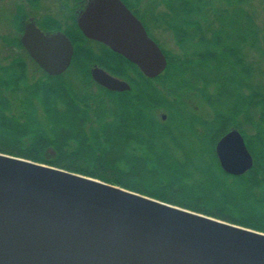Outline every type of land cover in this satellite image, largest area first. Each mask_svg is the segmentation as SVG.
Instances as JSON below:
<instances>
[{"label": "trees", "instance_id": "1", "mask_svg": "<svg viewBox=\"0 0 264 264\" xmlns=\"http://www.w3.org/2000/svg\"><path fill=\"white\" fill-rule=\"evenodd\" d=\"M59 1L66 25L51 14L34 20L73 42L65 73L47 74L21 42L42 0H21L14 30L0 35V152L264 232V25L244 7L249 0H123L167 56L155 78L79 30L76 11L88 0ZM155 28L169 30L178 50L164 48ZM95 64L130 90L98 84ZM192 97L208 112L197 114ZM232 128L255 159L241 176L224 172L215 151Z\"/></svg>", "mask_w": 264, "mask_h": 264}, {"label": "water", "instance_id": "2", "mask_svg": "<svg viewBox=\"0 0 264 264\" xmlns=\"http://www.w3.org/2000/svg\"><path fill=\"white\" fill-rule=\"evenodd\" d=\"M77 23L147 77L166 70L167 56L123 0H88ZM21 42L49 75L72 64L75 47L62 31L46 33L30 21ZM91 75L111 91L131 88L98 65ZM215 151L227 174L254 167L236 128ZM0 264H264V232L0 152Z\"/></svg>", "mask_w": 264, "mask_h": 264}, {"label": "rangeland", "instance_id": "3", "mask_svg": "<svg viewBox=\"0 0 264 264\" xmlns=\"http://www.w3.org/2000/svg\"><path fill=\"white\" fill-rule=\"evenodd\" d=\"M20 2L21 0H0V35L4 33H8L9 30H14L13 27L10 25V20L12 18L11 15L16 5ZM244 7L246 8V10H251L254 13L255 18L260 25L262 26L264 25V4L262 0H249L248 2L245 3ZM47 14L64 18L67 17V15H69V12L65 11L64 7L61 5L59 0H42L40 9L32 12L29 11V18L32 19L42 18V16ZM152 35L156 40L159 41V43L163 45L164 48L171 49L174 51L178 50L175 44V38L169 30L164 28L163 29L155 28L152 30ZM261 61L264 68V55L261 58ZM31 75H33L32 72ZM189 104L197 114H205V112H208L209 110V108L205 105V103H203L200 99L195 97H192L189 100ZM164 115H165L164 119H166L167 115L166 114ZM254 164H255V159H254Z\"/></svg>", "mask_w": 264, "mask_h": 264}, {"label": "flooded vegetation", "instance_id": "4", "mask_svg": "<svg viewBox=\"0 0 264 264\" xmlns=\"http://www.w3.org/2000/svg\"><path fill=\"white\" fill-rule=\"evenodd\" d=\"M88 2V1H87ZM87 4V3H86ZM85 4V5H86ZM85 7V6H84ZM84 7H82L81 9H78L77 11H76V13H77V16H76V22H77V18H78V15H79V13L81 12V10L84 8ZM134 13V12H133ZM135 14V13H134ZM136 15V14H135ZM137 16V15H136ZM138 17V16H137ZM139 18V17H138ZM64 20H62V22H63V24H65L66 25V22L68 21V18L67 19H65V18H63ZM30 21H33V22H35L36 23V25L39 27V25L37 24V22L34 20V19H32V18H28V20L26 21V23H25V26H26V24L28 23V22H30ZM143 23V22H142ZM77 25H78V23H77ZM25 26H24V30H25ZM65 27V26H64ZM40 28V27H39ZM78 28H79V26H78ZM146 28V27H145ZM42 30V29H41ZM62 30H65V29H62ZM79 30H81L80 28H79ZM147 30V29H146ZM63 32V31H62ZM147 32H148V34L150 35V33H149V31L147 30ZM65 33V32H64ZM66 34V33H65ZM150 37H151V35H150ZM99 66V65H98ZM106 70V69H105ZM107 71V70H106ZM110 73V72H109ZM120 78V77H119ZM165 115H163V117H164Z\"/></svg>", "mask_w": 264, "mask_h": 264}]
</instances>
